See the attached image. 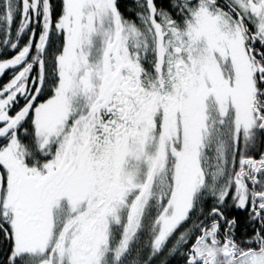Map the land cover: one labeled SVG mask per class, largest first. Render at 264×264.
I'll return each mask as SVG.
<instances>
[{
	"label": "snow or ice",
	"instance_id": "obj_1",
	"mask_svg": "<svg viewBox=\"0 0 264 264\" xmlns=\"http://www.w3.org/2000/svg\"><path fill=\"white\" fill-rule=\"evenodd\" d=\"M0 264H264V0H0Z\"/></svg>",
	"mask_w": 264,
	"mask_h": 264
}]
</instances>
